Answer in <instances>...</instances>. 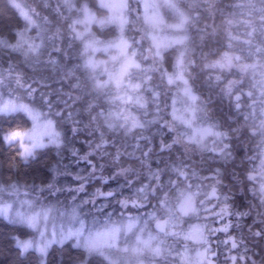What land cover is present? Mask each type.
I'll use <instances>...</instances> for the list:
<instances>
[{"label": "snow or ice", "instance_id": "6c2138e0", "mask_svg": "<svg viewBox=\"0 0 264 264\" xmlns=\"http://www.w3.org/2000/svg\"><path fill=\"white\" fill-rule=\"evenodd\" d=\"M3 253L264 264V0H4Z\"/></svg>", "mask_w": 264, "mask_h": 264}, {"label": "trees", "instance_id": "16d2710c", "mask_svg": "<svg viewBox=\"0 0 264 264\" xmlns=\"http://www.w3.org/2000/svg\"><path fill=\"white\" fill-rule=\"evenodd\" d=\"M3 3H4V0H0V6H2ZM31 168L33 170L38 169L40 172L46 173V169L43 168L40 164H33L31 166ZM25 171H28V169H25ZM238 200H240L242 202L243 201V198L242 197H238ZM248 222L249 223L251 222L250 221V218L248 219ZM11 258H12V256L9 253L0 254V264H5L6 259H11Z\"/></svg>", "mask_w": 264, "mask_h": 264}, {"label": "rangeland", "instance_id": "374dc122", "mask_svg": "<svg viewBox=\"0 0 264 264\" xmlns=\"http://www.w3.org/2000/svg\"><path fill=\"white\" fill-rule=\"evenodd\" d=\"M29 2H31V0H29Z\"/></svg>", "mask_w": 264, "mask_h": 264}]
</instances>
